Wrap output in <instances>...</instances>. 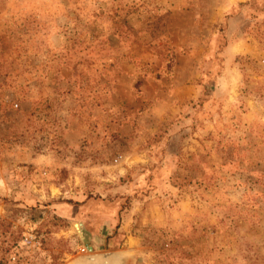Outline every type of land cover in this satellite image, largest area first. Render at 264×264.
<instances>
[{"label":"rangeland","instance_id":"obj_1","mask_svg":"<svg viewBox=\"0 0 264 264\" xmlns=\"http://www.w3.org/2000/svg\"><path fill=\"white\" fill-rule=\"evenodd\" d=\"M114 249L264 264V0H0V264Z\"/></svg>","mask_w":264,"mask_h":264},{"label":"water","instance_id":"obj_2","mask_svg":"<svg viewBox=\"0 0 264 264\" xmlns=\"http://www.w3.org/2000/svg\"><path fill=\"white\" fill-rule=\"evenodd\" d=\"M128 253L129 249L86 252L75 255L69 264H126Z\"/></svg>","mask_w":264,"mask_h":264}]
</instances>
